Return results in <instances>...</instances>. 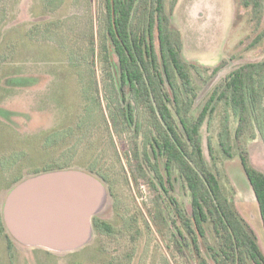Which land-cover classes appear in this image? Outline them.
Here are the masks:
<instances>
[{"label":"rangeland","instance_id":"1","mask_svg":"<svg viewBox=\"0 0 264 264\" xmlns=\"http://www.w3.org/2000/svg\"><path fill=\"white\" fill-rule=\"evenodd\" d=\"M100 1L0 0V207L8 183L24 172L41 170L26 168L37 165L31 163L44 148L43 143L50 146L47 152L51 159L46 165L66 163L72 169L84 170L93 163L100 173L96 177L105 178L116 200L114 209L107 198L104 209L97 214L111 225V234L98 233L94 240L93 234L86 246L94 244L75 255L17 247L15 262L188 264L185 254H179L174 246L170 226L166 224L161 233L154 208L156 201L159 208L162 203L153 169L145 162V171H139L137 180L133 179L130 158L137 153L144 159L145 152L148 156L152 152L150 139L156 136V129L151 115L146 105L131 94L127 97L137 126H129L121 108L117 80L113 69L103 61L99 41L94 68L90 65L87 42L92 21L95 32L104 33L102 18L99 22L100 10L103 11ZM166 5L169 9L170 0ZM235 13L234 0H178L169 12V23L179 32L182 57L193 65L192 83L197 91L201 90L199 100L232 69L264 60V45L251 47L256 25L248 21L252 11L242 9L239 21H234ZM173 37L176 38L174 34ZM222 60L226 62L224 68L203 87L202 79ZM223 124L233 141L237 118L226 104H220L200 127L202 153L206 164L218 175L225 194L233 198L254 231L264 254V229L235 142L231 158L220 146ZM240 142L251 165L264 174V102L255 107ZM27 155L31 162L25 163L21 159ZM16 158L21 160V168L6 169ZM98 162L109 169H98ZM160 167L165 175L163 163ZM174 187L173 196L189 211L188 190L181 180H175ZM5 245L2 235L0 264H9Z\"/></svg>","mask_w":264,"mask_h":264},{"label":"trees","instance_id":"2","mask_svg":"<svg viewBox=\"0 0 264 264\" xmlns=\"http://www.w3.org/2000/svg\"><path fill=\"white\" fill-rule=\"evenodd\" d=\"M100 3L102 5L99 7L103 11L99 8L102 15L99 22L102 18L104 33L98 35L94 30V21L91 20V34L87 42L91 51L90 65L93 69L96 42L99 41L103 61L113 69L117 80L121 108L129 126L137 124L133 120L134 110L127 96L133 94L146 105V111L151 115V123L156 129V136L150 139L152 152H149V156L145 152L144 159L135 153L130 158V165L133 166L134 181L139 171H145L142 168L145 162L155 173L160 195L158 198L162 205L159 208L156 201L154 211L161 224V233L164 234L166 224L170 226L174 232V246L179 254H185L188 264H192L191 260L195 264H264V254L254 231L241 216L233 198L225 194L218 175L206 164L200 143L201 125L214 114L220 104L229 106L237 118L234 139L232 141L228 128L223 124L219 135L220 146L223 153L231 158L232 142H235L264 229V174L251 165L247 150L240 142L255 107L264 102V60L246 62L232 69L199 100L201 90L197 91L192 83L193 65L183 59L179 32L169 23V12L178 0H170L169 9L166 0H102ZM234 3V21L242 17V9L252 11L253 15L250 14L248 21L256 25L252 32L251 47L260 43L264 45L263 0H234ZM89 6L92 8V2ZM225 65L224 60L220 61L210 75L202 79V86H206ZM43 146L31 163L37 165L26 168L41 170L16 176L4 188L5 197L12 188L29 177L72 169L66 163L49 162L46 165L51 159L47 152L50 146L47 147V143H43ZM151 159L155 161L151 162ZM21 160L31 162L28 155ZM21 160L16 158L14 164L11 163L6 169H17ZM99 165L101 168L98 169H109ZM95 169L96 165L90 163L83 171L98 176L100 173ZM99 177L105 185V178ZM175 180H181L190 194L189 211L172 194ZM105 188L110 206L115 209L116 200L112 188L106 185ZM2 204L0 236L3 235L6 241L9 264H16L15 249L30 248L18 245L8 234L3 223ZM91 224L93 240L98 233H112L111 225L97 215L92 217ZM36 250L53 254L44 249ZM73 262L71 264H83L80 261Z\"/></svg>","mask_w":264,"mask_h":264},{"label":"water","instance_id":"3","mask_svg":"<svg viewBox=\"0 0 264 264\" xmlns=\"http://www.w3.org/2000/svg\"><path fill=\"white\" fill-rule=\"evenodd\" d=\"M107 198L104 183L89 172H45L8 192L1 210L3 223L22 247L73 253L91 241V219L104 209Z\"/></svg>","mask_w":264,"mask_h":264}]
</instances>
